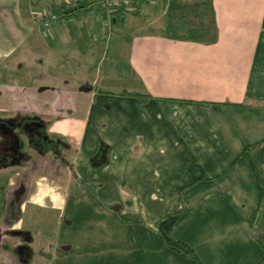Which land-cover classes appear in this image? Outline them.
<instances>
[{
  "label": "crops",
  "instance_id": "crops-1",
  "mask_svg": "<svg viewBox=\"0 0 264 264\" xmlns=\"http://www.w3.org/2000/svg\"><path fill=\"white\" fill-rule=\"evenodd\" d=\"M211 1L203 45L163 35L168 0L115 12L108 42L100 15L41 29L66 0H0V123L54 119L68 143L0 165V264H191L157 233L168 216L202 264H264V0Z\"/></svg>",
  "mask_w": 264,
  "mask_h": 264
},
{
  "label": "trees",
  "instance_id": "trees-1",
  "mask_svg": "<svg viewBox=\"0 0 264 264\" xmlns=\"http://www.w3.org/2000/svg\"><path fill=\"white\" fill-rule=\"evenodd\" d=\"M79 2V5L73 10L65 11L64 6L59 5L54 6L52 12L59 15L60 12L63 11L65 15H72L76 22L77 18L75 15L85 13L86 6L90 0H79ZM38 3L40 4V2ZM114 14L115 13H113V15ZM163 35L166 38L175 41H189L203 45L214 44L217 41L218 32L212 1L183 2L180 0H168L164 17ZM122 95L135 97L141 103L145 102L148 98L147 96L136 92L123 91ZM260 107L264 108V105H261ZM48 152L52 153L51 150ZM96 166L97 165L94 167ZM177 220L178 216H168L159 223L157 233L160 239L170 249L178 252L182 257L186 258L191 264H202L190 247L172 237V228Z\"/></svg>",
  "mask_w": 264,
  "mask_h": 264
},
{
  "label": "built area",
  "instance_id": "built-area-1",
  "mask_svg": "<svg viewBox=\"0 0 264 264\" xmlns=\"http://www.w3.org/2000/svg\"><path fill=\"white\" fill-rule=\"evenodd\" d=\"M142 1L149 0H91L86 6L85 15L88 17L102 16V38L108 42L112 33V15L115 12L134 14L138 11V5ZM79 0H66L64 10H73L79 5ZM40 28L49 30L55 23H59L63 28H68L75 22L72 15H65L63 11L59 15L49 10L47 13L37 18Z\"/></svg>",
  "mask_w": 264,
  "mask_h": 264
},
{
  "label": "rangeland",
  "instance_id": "rangeland-1",
  "mask_svg": "<svg viewBox=\"0 0 264 264\" xmlns=\"http://www.w3.org/2000/svg\"><path fill=\"white\" fill-rule=\"evenodd\" d=\"M13 118V120H16V122L18 123L17 125H20V124H22L23 122H24V120H22V119H24V118H26V117H21V116H14V117H12ZM33 118H37V119H39L40 117H36V116H34ZM39 120H41L43 123H44V128L42 129H39V130H42L41 132L43 133V134H45V136L46 135H49V130H50V127H51V125L53 124V122H54V119H50V120H47L46 121V119H39ZM25 123V122H24ZM20 126H22L23 127V125H20ZM17 130V132H18V135H19V137H20V139H21V141H22V148H21V153H23V154H25V155H28L29 156V158H30V160L31 159H33L35 156H37V155H40V154H42V152H39V151H37V150H31L30 149V146H29V141H28V139L26 138V136H25V134H24V132H22V130L21 129H16ZM50 137V136H49ZM53 141H51V143L53 142V146L54 147H58L57 149L59 150V151H62L61 149H62V144L64 143V145H66V146H68V143H67V141L65 140V141H62L63 143H56L55 142V138H53L52 136L50 137ZM62 145V146H61ZM46 157H49V158H53V159H55L56 161L60 158L61 159V157L59 156V158H58V156L56 157L55 155H53L51 152L46 156ZM59 159V160H60ZM58 160V161H59ZM62 161V159L60 160V162ZM30 161H26L25 163H22L23 165H21V167L23 168V169H21L22 171H19V170H17V168H16V172H17V174L19 175V174H21L20 176H18V181L19 180H21L23 177H24V172H23V170H25V169H28L29 167H30ZM0 172H2L1 170H0ZM13 174H15V172L13 171L12 172ZM0 177H1V175H0ZM16 186H17V184H16ZM15 186V188H16V191H15V194L14 195H12V196H9L8 194H6L5 195V199H6V201L8 202V204L10 205V206H15V208H16V212L17 213H20L19 212V210H20V206L22 205V203L23 202H25V200H26V196H25V184H22L21 186H19L18 185V187H16ZM14 188V189H15ZM46 218H48L49 217V230L51 229V227H54V225H55V213H50V214H48V215H46L45 216ZM23 219L25 220V222H27L29 219H30V215H29V212H26V214L23 216ZM10 225H11V222H8V228H7V230L6 231H2V230H0V238H2V236H3V234H8L9 232H11V229H10ZM25 225H26V223H25ZM43 226H44V224L42 225V226H39L42 230H43ZM26 227V226H25ZM30 231L31 232H33L32 234H33V237H34V239H41L42 238V235H43V231H41V230H39L38 229V231H35V230H32V229H30ZM6 234V235H7ZM43 239H45V238H43ZM27 248V246H25V245H23V246H20L19 247V251L20 250H25Z\"/></svg>",
  "mask_w": 264,
  "mask_h": 264
},
{
  "label": "flooded vegetation",
  "instance_id": "flooded-vegetation-1",
  "mask_svg": "<svg viewBox=\"0 0 264 264\" xmlns=\"http://www.w3.org/2000/svg\"><path fill=\"white\" fill-rule=\"evenodd\" d=\"M1 124V123H0ZM5 124V123H4ZM10 128V132L15 134L19 139V149L17 152L14 151V139L10 132L5 130V133H2L0 131V165L5 164L6 161H11L12 159L16 161L21 158H25L27 155L21 153L22 148V141L18 135V132L16 129L19 128V125H13L11 123L6 124ZM38 128V129H37ZM43 129L44 125H40L39 123H36L32 130H29L30 132L26 133V131L23 130L22 126H20L19 129L24 132L26 138L29 141V146L31 150H37L39 152H48L51 150L52 152L55 150L56 147L53 146V141L48 135L45 136L39 129ZM56 143H59L57 139H55Z\"/></svg>",
  "mask_w": 264,
  "mask_h": 264
},
{
  "label": "water",
  "instance_id": "water-1",
  "mask_svg": "<svg viewBox=\"0 0 264 264\" xmlns=\"http://www.w3.org/2000/svg\"><path fill=\"white\" fill-rule=\"evenodd\" d=\"M5 130L10 132V128L6 125V124H0V131L2 133H5ZM10 134L12 135L13 139H14V144H15V147H14V151L17 152L18 149H19V139L18 137L13 134L12 132H10Z\"/></svg>",
  "mask_w": 264,
  "mask_h": 264
}]
</instances>
